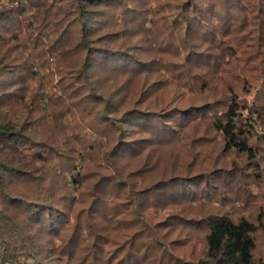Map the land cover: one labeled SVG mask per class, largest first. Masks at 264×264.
<instances>
[{
	"label": "rangeland",
	"instance_id": "1",
	"mask_svg": "<svg viewBox=\"0 0 264 264\" xmlns=\"http://www.w3.org/2000/svg\"><path fill=\"white\" fill-rule=\"evenodd\" d=\"M189 1L117 0L94 13L98 21L92 43L121 51L127 72L95 68V61L92 68L84 67L85 51L77 45L80 29L72 25L73 19L58 25L62 31L57 41L49 37L51 43L56 41L51 52L40 46L35 25L30 29L24 18L16 19L23 28H13L11 34L19 42L10 39L14 47L8 55L28 62L24 72L21 65L8 66L3 78L10 71L23 81V93L8 89L19 94L15 104L20 111L32 96L33 110H38L43 96L49 99L50 113L33 112L29 119L38 139L49 141L55 154L51 151L46 166L40 167L49 174L45 185L27 181L11 192L24 196L47 191L58 223L54 228L48 221L36 223L27 211L0 199L10 220L0 222V239L14 251L11 257L20 259L31 252L33 264H117L130 248L134 264H175L168 263L169 253L181 264H194L203 258L205 232L179 219L192 212L188 218H198L196 213L223 214L235 222L245 218L255 224L254 262L264 264V148L257 145L254 162L233 151L224 153L221 136L211 128L213 118L224 109L222 96L232 91L242 104H255L264 116V0H238L247 8L251 3L258 6V15L250 11L246 25H259L262 37L242 35L246 32L235 27L240 45L232 44L233 39L220 45L234 46L237 57L225 60L214 58L219 46L211 40L214 21L221 23L220 19L210 17L204 27H187L188 35L186 20L168 19L181 8L188 9ZM194 1L202 7L208 2ZM126 7L132 12L126 13ZM5 36L9 35L0 30V38ZM40 38L46 41L48 34L43 32ZM37 65L40 71L34 78L29 70ZM84 69L90 83L79 75ZM93 86L110 94L108 103L101 101V93L90 91ZM130 109L140 117L133 126L122 119ZM164 112L162 123L159 115ZM119 130L124 141L136 142V151L117 155ZM195 177L196 198L181 196L179 178ZM159 182L162 185L154 190H144ZM123 186L133 188L137 210L147 213L146 225L155 231L140 234L142 241L131 233L135 230L125 229L126 223L113 220V213L131 202L122 197ZM137 223L132 228L138 229Z\"/></svg>",
	"mask_w": 264,
	"mask_h": 264
},
{
	"label": "trees",
	"instance_id": "2",
	"mask_svg": "<svg viewBox=\"0 0 264 264\" xmlns=\"http://www.w3.org/2000/svg\"><path fill=\"white\" fill-rule=\"evenodd\" d=\"M113 1L116 2L117 0H0V30L7 32V35H9L5 36L4 39L3 37L0 38V89H2V92H0V199L2 202L10 203L27 211L29 216L36 223L44 224L48 221L53 228L58 223V212H50L51 209H55L50 200L51 194L44 191L28 193L22 196L11 191H14V187L27 181L29 184L41 183L45 185L44 182L49 179L46 168L41 169L40 167L46 166L49 161V155L52 151L50 149V142L38 139V135L35 133L34 129L31 128L34 121L29 119V116L32 115L33 112L50 113L48 108L49 99L43 96L42 99L37 102L38 110H33L35 99L32 96L30 100L23 105L24 111L18 110L20 106H17L18 104L15 103H19V99L17 98L19 94L8 89L17 88L18 92L23 93V81L19 76L12 77L10 71L8 72L7 78L3 77L5 75L4 73L8 70V66L18 67L21 65L22 71L24 72L26 69L24 68V62L26 63L28 61L25 59L22 63L21 59L15 60V56L8 55L9 50L14 47L12 40H14L15 43L19 42V37H13L11 33L13 28H23V26H20L22 21L18 24L16 23L17 20L24 18L23 21H26L27 27L29 26L30 29H32L33 25L36 26L34 31L38 33L36 37L40 46L45 51L51 52L62 31L59 30L58 25L64 22L69 23V21L73 19L72 25H77L80 29L81 41L77 45L85 51L84 67L88 69L92 68V64L95 61L97 65L95 68L107 72H115L114 68L127 72L129 65L124 62V60H126L125 55L121 51L113 50L106 45L101 47L95 46L94 42L92 43L91 40V38L95 36V30L93 29L98 21L94 13H96L99 8H107ZM194 2V0H190L186 6L188 9L184 10L181 8L177 16L173 18L170 16L168 19H172L173 22L179 21L180 19H183V22L186 20L187 22H184V35L190 34L187 32V27H189V29L190 27L193 29L199 26L204 27L210 17L220 19L221 23L218 20L214 21L213 31L211 33L212 43L219 46L213 53L214 58L222 57V59L225 60L229 57H237V53L235 52L236 48L234 46L220 45L229 39H233L231 40L233 42L232 44L240 45V38L235 36V34L238 33V31L234 29L235 27H237V29L240 28L241 32H246L242 35L255 34L256 36H253V38L256 37L257 40L261 39L263 29L259 27V25L251 28H249V25H246V21L249 17H247V15L250 11L255 17L258 15L260 11L258 6H254L251 3V6L247 8L244 1L240 2L238 0H208L203 7ZM150 10H152L150 14L155 16L156 11H154L153 8H150ZM125 12L131 13L132 10L126 7ZM256 21L260 22V19L256 18ZM228 29L229 31H227ZM43 32L48 34L46 41L40 38ZM50 36L56 37L54 43L50 42ZM11 38L12 40H10ZM253 48L258 47L253 46ZM193 53L194 51L190 52L191 55ZM128 57L130 58V56ZM12 69L13 68L10 70ZM39 71L40 66L37 65L36 70L31 68L29 73L34 76V78H37ZM81 72H83V74ZM81 72L79 73L81 79H83L84 75L83 80L90 83L86 70H81ZM90 78L92 77L90 76ZM92 90H94V93H101V101L108 103L107 98L110 94L105 95L104 93L106 92H103L105 90H99L96 86H93L90 91ZM96 96H98V94ZM220 103L224 104V109L213 118L211 128L221 136L224 145L223 152L228 153L233 151L245 156L248 162H254L257 157V145L259 144L264 148V116L260 115L255 109V104L252 106L245 103L242 104L239 96L236 95L234 91L229 92L228 96H222ZM164 113L158 114L160 118L163 117L161 120L162 123H165L164 119L167 116V114ZM138 114L134 109L126 110L122 114V119L125 121L123 123L131 126H133V122L140 123ZM20 116H23V119H20ZM176 129L179 128L175 127V131ZM119 134L120 136L122 135L120 130ZM137 148L136 142L130 140L124 141L123 136H121V140L115 152H117V155L130 154L136 151ZM52 152L55 154V150ZM110 158H112V155ZM71 178H74V175H72ZM177 179L178 178L172 180ZM179 179L181 196H195L193 198H196L194 188L197 186L193 184V181L197 179V177L192 180L185 178ZM189 181L192 182L191 185L188 183ZM99 184L103 185L100 182ZM161 185V182H159V184H155L144 190L150 192ZM120 188L126 189V192L122 195L125 199V203L131 202L129 205L121 207L119 213H113V220H117L118 225L126 223L125 229L130 231L135 230V232L131 233L141 240L143 238L140 234L152 231L146 225L148 215L145 212L137 210L138 204L133 199V188L130 189L128 186ZM119 198L120 197H117V199ZM191 213L192 212H188L183 217L179 218L180 221H183L185 226H189L190 224V226H194L195 229L205 232L203 258H200V260H197L194 264H255L253 257L255 250L254 235L257 230L255 224L245 218H241L235 222L230 217L223 214L202 215L201 213H196L198 218L195 216L188 218L187 215ZM127 215L128 219H124ZM130 219L134 220L129 222ZM139 220L142 222L141 224L137 223ZM0 222H10L2 206H0ZM130 223L133 224L130 225ZM136 223L139 225V228H132ZM53 228H51L52 231H54ZM13 252L14 251H11L10 248L4 246V242L0 239V264H33L32 262L35 261L34 253L26 252L24 257L18 259L16 257H11L12 255L10 253ZM125 254V259L117 262V264H134L135 256L132 255V250L128 248ZM169 257L171 258L168 259V263L171 261L170 263L174 262L175 264H181L179 258L175 260L170 253ZM158 264L162 263L159 262ZM183 264L189 263L183 262Z\"/></svg>",
	"mask_w": 264,
	"mask_h": 264
}]
</instances>
